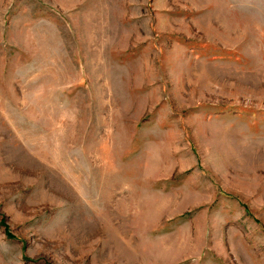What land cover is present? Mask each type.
Instances as JSON below:
<instances>
[{
  "label": "rangeland",
  "instance_id": "1",
  "mask_svg": "<svg viewBox=\"0 0 264 264\" xmlns=\"http://www.w3.org/2000/svg\"><path fill=\"white\" fill-rule=\"evenodd\" d=\"M0 264H264V0H0Z\"/></svg>",
  "mask_w": 264,
  "mask_h": 264
}]
</instances>
